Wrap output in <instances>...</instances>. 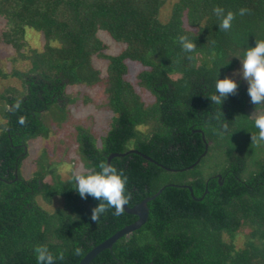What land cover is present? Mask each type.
<instances>
[{
	"label": "trees",
	"instance_id": "obj_1",
	"mask_svg": "<svg viewBox=\"0 0 264 264\" xmlns=\"http://www.w3.org/2000/svg\"><path fill=\"white\" fill-rule=\"evenodd\" d=\"M168 2L172 13L163 21ZM217 6L236 14L227 31L219 28ZM242 8L249 12L239 15ZM0 19V42L31 66L26 74L12 73L22 92L0 96L6 120L0 133V264H37V245L62 255L56 264H80L138 220L112 209L92 221L99 201L82 199L73 176L63 180L57 171L62 163L46 153L36 160L33 177H24L30 142L48 139L51 123L66 120L67 105L75 101L67 96L70 86L104 87L113 113L101 147L77 128L86 172L99 170L112 154H125L111 165L128 177L131 208L166 187L148 203L146 224L90 264H264V145L251 140L258 133L252 113L264 104L253 105L241 81L221 106L207 98L247 49L264 41V0H0ZM28 31L43 37L42 51H23ZM101 31L124 45L123 53L106 54ZM182 35L196 44L193 52L182 50ZM95 58L108 62L105 76ZM127 61L146 68L139 85L154 96L152 105L126 79ZM56 198L64 204L54 212L39 203L52 205ZM245 230V248L238 249L235 240Z\"/></svg>",
	"mask_w": 264,
	"mask_h": 264
},
{
	"label": "rangeland",
	"instance_id": "obj_2",
	"mask_svg": "<svg viewBox=\"0 0 264 264\" xmlns=\"http://www.w3.org/2000/svg\"><path fill=\"white\" fill-rule=\"evenodd\" d=\"M172 6L173 2H168L163 9V21H167L170 18ZM4 27L5 21L0 19V34ZM99 37L107 47L106 54L118 56L123 53L125 46L114 41L107 33L101 31ZM25 42L26 48L23 51L26 54H30L33 50H43V37L33 31H28ZM107 63V61L99 58L94 59V65L102 72V76L106 75ZM127 65L129 70L126 79L134 86L145 105H152L155 102L154 96L139 85V75L146 68L141 63L132 61H127ZM30 68V63L21 61L20 56H18L12 46L0 42V70L6 75V77L0 75V96L8 95L9 90L15 93L22 92V82L17 77L12 76V73L18 71L26 74ZM240 68L241 62L236 70L229 74V77L236 80V82L241 81L245 86H248L239 72ZM175 79H177V76ZM66 93L70 99L75 100L67 105L66 120L58 125L51 123L52 119L50 117L52 126L50 137L48 139L39 138L29 144L28 158L24 161L22 167V172L26 179H31L37 171L36 160L43 153H46L49 159H56L62 163L58 166L57 171L63 180H67L75 174L86 173V169L78 153L77 128L82 127L89 131L96 138L99 147L102 145V138L107 135L110 129L113 113L109 109L104 96V87L70 86ZM3 107L4 105L0 101V133L6 123L1 114ZM259 116H264V109L252 113V117L255 119ZM141 131L146 132L147 128L141 127ZM46 181L52 183V177L48 176ZM39 203L47 211L54 212L63 206L64 200L56 198L52 205H47L42 200H39ZM245 233H248V230L242 232L235 240L238 249L245 248L247 242Z\"/></svg>",
	"mask_w": 264,
	"mask_h": 264
},
{
	"label": "clouds",
	"instance_id": "obj_3",
	"mask_svg": "<svg viewBox=\"0 0 264 264\" xmlns=\"http://www.w3.org/2000/svg\"><path fill=\"white\" fill-rule=\"evenodd\" d=\"M214 14L220 19L219 28L227 31L231 28L235 19V13L225 10L219 6L213 9ZM248 9H240L239 15L248 13ZM179 44L185 53L195 50L196 44L188 36L178 37ZM242 78L247 82V93L253 105L264 104V41L255 42L254 47H249L244 53L239 70ZM236 80L225 77L216 82V91L207 97L213 104L221 106L230 95H234L238 89ZM255 128L258 133L251 135L252 143L264 145V116H259L255 120ZM227 131V125H224ZM75 191L82 199L92 197L99 201L97 207L92 209L91 219L97 221L101 215L114 209V214L119 216L124 211V206L129 203L130 194L126 192L128 177L122 170H117L111 164L101 162L99 170L95 167L89 168L86 173L75 174ZM37 264H56L57 257L50 251L47 245H37L34 248ZM76 254H80V249H76Z\"/></svg>",
	"mask_w": 264,
	"mask_h": 264
},
{
	"label": "water",
	"instance_id": "obj_4",
	"mask_svg": "<svg viewBox=\"0 0 264 264\" xmlns=\"http://www.w3.org/2000/svg\"><path fill=\"white\" fill-rule=\"evenodd\" d=\"M134 152H137V151H130L129 153H134ZM124 155L125 154H118V153L112 154L108 158L107 164H111V162L114 158L124 156ZM144 157L147 158L148 160L152 161L151 158H149L147 156H144ZM200 160L201 159H199L194 166H196L200 162ZM194 166H192L191 168H193ZM170 186H174V185H170ZM165 188L166 187L161 189L159 191V193H157L153 197L145 199L142 203H140L139 205H136L135 207L131 208L128 205H125L124 211L130 215L137 216L138 220L135 223H133L132 225L127 226L124 229H122L121 231H119L118 233H116L114 236H112L110 239L106 240L101 245L95 247L92 251H90L85 256V258L80 262V264H90L100 253H102L105 250L112 249L114 244L117 243L120 239H122L123 237H128L132 233H134L135 231L141 229L142 226H144L146 224L148 217H149L148 203L150 201H152L153 199L157 198L163 192V190ZM189 189H191V187H189Z\"/></svg>",
	"mask_w": 264,
	"mask_h": 264
},
{
	"label": "bare ground",
	"instance_id": "obj_5",
	"mask_svg": "<svg viewBox=\"0 0 264 264\" xmlns=\"http://www.w3.org/2000/svg\"><path fill=\"white\" fill-rule=\"evenodd\" d=\"M244 245V244H243Z\"/></svg>",
	"mask_w": 264,
	"mask_h": 264
}]
</instances>
